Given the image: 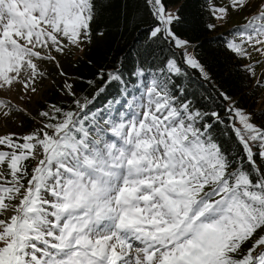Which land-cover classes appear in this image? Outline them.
Listing matches in <instances>:
<instances>
[{"label":"snow or ice","instance_id":"obj_1","mask_svg":"<svg viewBox=\"0 0 264 264\" xmlns=\"http://www.w3.org/2000/svg\"><path fill=\"white\" fill-rule=\"evenodd\" d=\"M144 2L151 43L130 74L135 80L119 67L101 69L77 78L91 90L78 94L58 56L92 42L110 0H0V91L31 102L47 62L71 99L45 104L40 128L0 135V264H264V124L223 92L224 116L194 106L174 77L187 79L188 69L211 77L191 41L174 31L178 10ZM253 3L209 0L219 24L207 27ZM222 40L238 60L252 61L244 68L255 77L264 65V0ZM161 44L168 56L153 69ZM114 82L119 96L98 107ZM18 113L34 119L0 99V116ZM229 135L238 149L224 147Z\"/></svg>","mask_w":264,"mask_h":264},{"label":"trees","instance_id":"obj_2","mask_svg":"<svg viewBox=\"0 0 264 264\" xmlns=\"http://www.w3.org/2000/svg\"><path fill=\"white\" fill-rule=\"evenodd\" d=\"M166 8L178 5L179 22L174 25L178 36L194 43L196 55L205 65L211 81H202L195 70L188 69L187 79L175 78V86L183 87L185 95L193 101L196 108L203 111L216 110L224 116L223 101L220 93H226L234 103L247 108L252 116L264 124V107L261 96L264 87L257 86L256 76L250 77L245 71L246 60H238L223 45L222 34L228 29L210 30L207 25L214 23L208 10L209 0H164ZM153 24L152 17L144 0H110L103 15L93 24L92 42L84 55L74 59L71 65L72 82L79 93L91 91L84 81L94 79L95 73L101 69L114 70L119 67L126 81H133L130 74L143 60L141 52L151 43L148 29ZM103 31L104 35H96ZM158 59L152 63L155 69L161 66L168 56V45L155 46ZM256 72V71H255ZM262 80V78H260ZM61 81H64L62 79ZM60 85L62 84L59 82ZM60 85L52 88L48 98L42 100L41 108L48 103L71 104V99L60 91ZM175 90V89H174ZM120 85L112 83L105 94L97 100V106L103 107L108 100L119 96ZM223 129L217 127V134ZM224 147L239 148L233 135L222 136Z\"/></svg>","mask_w":264,"mask_h":264},{"label":"rangeland","instance_id":"obj_3","mask_svg":"<svg viewBox=\"0 0 264 264\" xmlns=\"http://www.w3.org/2000/svg\"><path fill=\"white\" fill-rule=\"evenodd\" d=\"M227 2V0H212V3L214 4H220L223 5ZM260 3V0H254L253 7L251 9H246L244 11H238L233 12L231 16L228 18V21L226 24H224L222 27L218 26L217 30L222 29H228L232 28L236 25H240L244 23V17L248 14H250L251 11L255 10V7ZM178 5L170 6L166 9H170L173 12H177ZM214 23L219 24L218 21L214 20ZM182 38V37H181ZM185 39V38H183ZM192 43V42H191ZM91 44V43H90ZM194 46V43H192ZM89 44L85 45L83 47V50H77L75 48L72 49V51L64 56H58V59L61 62V67L64 72L68 74V76L72 75L71 72V65L74 59L77 57H80L84 55L86 49L88 48ZM190 51H193L196 54L195 46L194 48H191ZM253 59H260V57L255 56ZM247 64L252 63L250 60H246ZM41 67L46 70L47 79H44L42 81V84H40L38 87L40 88V94L34 95L32 97L31 102H28L27 98L21 99L20 93L18 91H12V92H3L0 91V99L10 100L13 104L19 105L20 107L26 108L27 111L30 113L34 119H30L28 116L24 115L23 113L14 114L13 118L5 119L2 116H0V135L8 134V133H16L18 135H24L32 132L35 129L40 128L42 125L40 123L41 117H39L38 112L41 105V101L48 98L49 93L51 92L52 88L60 85L59 82L62 79H65V77H62L59 75V70L52 65L51 63L42 62ZM207 70V69H206ZM256 71V79L262 78L264 80V65H258L255 68ZM261 104L264 107V88L263 92L261 93ZM50 96V95H49ZM231 102L234 103L233 100ZM236 107L243 109L246 113H250V111L240 106L236 103H234ZM123 111V109H121ZM252 122H254L257 125H260V123L252 116ZM239 126V124H237ZM39 158V157H38ZM29 170H31L32 166L35 165V160H30L27 162ZM3 218V217H0Z\"/></svg>","mask_w":264,"mask_h":264}]
</instances>
